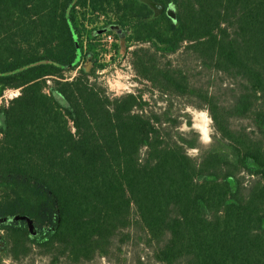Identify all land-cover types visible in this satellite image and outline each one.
Masks as SVG:
<instances>
[{
  "label": "trees",
  "instance_id": "trees-1",
  "mask_svg": "<svg viewBox=\"0 0 264 264\" xmlns=\"http://www.w3.org/2000/svg\"><path fill=\"white\" fill-rule=\"evenodd\" d=\"M151 1L165 12L140 0H0V100L20 91L0 104V232L13 261L89 264L120 256L140 231L156 264H264V0ZM98 15L108 21L88 31ZM111 26L117 41L149 43L132 61L151 100L159 91L207 109L224 149L192 157L198 134L178 133L170 109L98 81L92 36ZM183 49L238 82L229 104L160 63Z\"/></svg>",
  "mask_w": 264,
  "mask_h": 264
},
{
  "label": "rangeland",
  "instance_id": "rangeland-1",
  "mask_svg": "<svg viewBox=\"0 0 264 264\" xmlns=\"http://www.w3.org/2000/svg\"><path fill=\"white\" fill-rule=\"evenodd\" d=\"M175 12L172 6L167 9ZM165 12V11H164ZM98 17L88 16L86 19V25L88 31L91 29H101L105 24V20L108 17L104 16V24L98 21ZM111 19L114 17L111 15ZM97 24V25H96ZM96 25V26H95ZM93 27V28H91ZM87 35V33L85 34ZM101 37H97L96 39L92 36L94 42L99 46L98 39ZM83 39H87L86 36ZM87 47V46H85ZM150 47L149 43H126L123 39H118L116 49V55L111 58L109 63H105L106 70L104 72L98 73V81L102 83L105 87L108 88L109 92H113L116 94H122V89H126V91H130V93H136L138 91H145L146 98L150 99L152 103V107L156 108L158 111L164 108L170 109V113L172 115V119H176L179 124L177 125L176 131L178 133L181 132H189L190 130H194L198 134V148L189 149V154L196 158L200 159L202 155L213 148H222L224 146L222 143L218 144L217 132L214 126V122L205 108H197L191 104V99L188 98H179L173 95H165L163 96L159 91H156L154 96V100H151V94L154 91L153 86L147 81L142 80L136 73L133 66V57L132 52L138 48H148ZM93 55V54H92ZM159 61L162 65L170 64L173 67H180L185 70L186 73L194 76V80L198 82L199 85H209L212 87L213 91H216L220 99L224 104H229L233 98V92L231 89L237 88V83L235 80L228 78L222 74H218L212 70H205L201 68V64H199L194 57L187 53L184 49L177 54L165 57L160 53ZM94 58V56H93ZM87 60V59H86ZM85 60V62H86ZM98 60V56H97ZM85 64V63H84ZM94 68V61L93 67ZM78 68L74 70H69L66 72V77L69 80L74 79L78 74ZM48 85H51V80H48ZM128 93V92H126ZM20 95L19 90H9L7 91L4 98L0 100L1 105H5L8 101L16 98ZM189 123L191 126H189ZM232 126L235 128L246 127L251 130V123L249 120L239 118L232 119ZM189 139H192L187 136ZM195 138V137H194ZM137 235H142L140 231H138ZM134 235V239L128 244L124 245L123 251L120 256L116 254H112L110 258H96L92 263L89 264H156L153 257V252L151 249L146 248L145 244L138 241V236ZM117 256V257H116ZM143 258L140 260V258ZM0 264H54L51 262V259L41 255L39 253L33 252L31 256L24 260L13 261L12 258L8 255L3 233L0 232ZM58 264H69L67 261H62Z\"/></svg>",
  "mask_w": 264,
  "mask_h": 264
},
{
  "label": "built area",
  "instance_id": "built-area-1",
  "mask_svg": "<svg viewBox=\"0 0 264 264\" xmlns=\"http://www.w3.org/2000/svg\"><path fill=\"white\" fill-rule=\"evenodd\" d=\"M101 25L104 24V16H99V20H98ZM97 25V24H96ZM95 25V26H96ZM87 27V25H86ZM93 28V27H91ZM97 28V26L95 27ZM98 37H101L100 39H98V60L97 62L99 64L105 65V63H109V61L111 60V58H113L116 55V49H115V45L118 43L115 35L113 33H110L109 31H103L100 34H98ZM85 40V45H87V39ZM106 67V65H105ZM106 70V68H104L103 70H100L101 72H104ZM99 71V72H100ZM124 91H122V94L128 92L130 93V91H126V89H122ZM113 93V92H112ZM114 95H119L116 93H113ZM120 94V95H122ZM2 136V134L0 133V137Z\"/></svg>",
  "mask_w": 264,
  "mask_h": 264
},
{
  "label": "water",
  "instance_id": "water-1",
  "mask_svg": "<svg viewBox=\"0 0 264 264\" xmlns=\"http://www.w3.org/2000/svg\"><path fill=\"white\" fill-rule=\"evenodd\" d=\"M140 1L147 4L154 11V14L156 17L161 15L165 11L164 7L159 3H156V2L151 1V0H140ZM168 14L170 16H172L173 18H175V12L174 11L168 10ZM103 31H116L119 35L121 34V29L118 26H111V27H109V29L103 30ZM103 31H101V32H103ZM77 49L79 52V55L77 57V61H80V59H81V48H80V45L78 43H77ZM93 61H94L93 55L90 54L88 56L85 64H84V70L87 73H89L92 70Z\"/></svg>",
  "mask_w": 264,
  "mask_h": 264
}]
</instances>
